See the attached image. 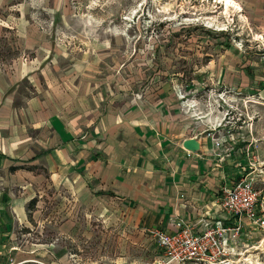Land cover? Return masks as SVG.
<instances>
[{
	"label": "crops",
	"instance_id": "1",
	"mask_svg": "<svg viewBox=\"0 0 264 264\" xmlns=\"http://www.w3.org/2000/svg\"><path fill=\"white\" fill-rule=\"evenodd\" d=\"M18 57L0 65V264L33 259L35 244L23 250L19 240L29 235L34 208L50 189L57 191L64 215L59 237H66L71 219L77 222L75 213L69 220L65 216L67 201L80 211L89 202L98 217L120 226L122 244L153 239L158 253L152 264H157L161 252L150 231H172L178 220L196 231L214 221L231 225L234 219L218 204L221 188L240 177L251 184L263 179L253 157L244 160L249 148L237 145L233 121L220 117L225 109H208L198 97L187 109L199 87L186 92L169 80L153 101L114 107L83 81L59 83L54 80L62 73L33 70L31 63L43 57L39 50L21 62ZM214 77L228 84L219 95L247 90L244 77ZM186 139L196 141L195 151L183 147ZM253 229L244 219L239 241L250 240ZM44 246L58 259L71 254L61 245L53 251Z\"/></svg>",
	"mask_w": 264,
	"mask_h": 264
},
{
	"label": "rangeland",
	"instance_id": "2",
	"mask_svg": "<svg viewBox=\"0 0 264 264\" xmlns=\"http://www.w3.org/2000/svg\"><path fill=\"white\" fill-rule=\"evenodd\" d=\"M231 2L225 7V0H0V65H10L12 56L21 62L39 50L45 60L31 63L33 70L62 73L54 80L59 83L83 81L114 107L128 100L153 101L169 80L186 92L199 87L200 95L190 97L187 109L193 108L192 97L208 109H225L220 117L233 121L237 145L249 148L244 160L253 157L263 176L252 184L261 196L264 0ZM219 73L246 78L247 90L219 95L228 87L216 83ZM50 190L34 208L29 235L19 240L23 250L35 244L33 259L24 264H152L158 253L153 239L122 244L120 226L98 217L89 202L80 211L67 201L65 216L69 220L75 213L77 222L71 219L66 237H59L64 215L57 191ZM250 235L235 245L229 264H264V231L255 228ZM44 244L52 251L64 246L71 254L58 259Z\"/></svg>",
	"mask_w": 264,
	"mask_h": 264
},
{
	"label": "built area",
	"instance_id": "3",
	"mask_svg": "<svg viewBox=\"0 0 264 264\" xmlns=\"http://www.w3.org/2000/svg\"><path fill=\"white\" fill-rule=\"evenodd\" d=\"M218 204L234 219L231 225L214 221L196 231L192 224L178 220L172 231H150L161 252L157 264H229L230 248L239 242L244 219L264 231V198L245 177L222 187Z\"/></svg>",
	"mask_w": 264,
	"mask_h": 264
},
{
	"label": "water",
	"instance_id": "4",
	"mask_svg": "<svg viewBox=\"0 0 264 264\" xmlns=\"http://www.w3.org/2000/svg\"><path fill=\"white\" fill-rule=\"evenodd\" d=\"M182 145L189 151H195L197 149V144L194 139H186L182 142Z\"/></svg>",
	"mask_w": 264,
	"mask_h": 264
},
{
	"label": "bare ground",
	"instance_id": "5",
	"mask_svg": "<svg viewBox=\"0 0 264 264\" xmlns=\"http://www.w3.org/2000/svg\"><path fill=\"white\" fill-rule=\"evenodd\" d=\"M230 3H233V2H231V0H225V7L229 6Z\"/></svg>",
	"mask_w": 264,
	"mask_h": 264
}]
</instances>
